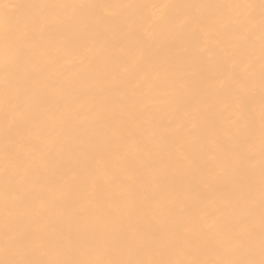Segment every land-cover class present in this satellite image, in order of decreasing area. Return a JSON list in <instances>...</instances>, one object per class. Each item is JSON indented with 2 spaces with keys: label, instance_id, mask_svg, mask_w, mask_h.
<instances>
[{
  "label": "bare ground",
  "instance_id": "obj_1",
  "mask_svg": "<svg viewBox=\"0 0 264 264\" xmlns=\"http://www.w3.org/2000/svg\"><path fill=\"white\" fill-rule=\"evenodd\" d=\"M261 5L0 0V261L259 259Z\"/></svg>",
  "mask_w": 264,
  "mask_h": 264
},
{
  "label": "snow or ice",
  "instance_id": "obj_2",
  "mask_svg": "<svg viewBox=\"0 0 264 264\" xmlns=\"http://www.w3.org/2000/svg\"><path fill=\"white\" fill-rule=\"evenodd\" d=\"M262 9H264V0H262ZM18 54V49L5 39V44L2 50V60L3 64L7 68L9 63L12 62ZM262 89H264V74H262ZM262 177H264V172H262ZM261 235H260V251L259 259L255 258H242L234 260H223L216 262V264H264V183H262L261 190ZM127 240V235L122 236V242ZM233 247L235 250H240L244 247V244L240 240H235L233 242ZM0 264H213V262L205 261H145L141 259L134 260H114V259H95V260H60V261H45L38 262L31 259H21V260H9L0 261Z\"/></svg>",
  "mask_w": 264,
  "mask_h": 264
}]
</instances>
